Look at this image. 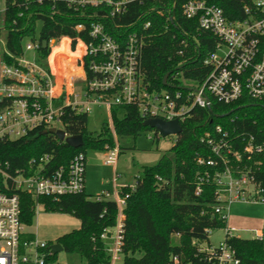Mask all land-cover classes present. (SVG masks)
I'll return each mask as SVG.
<instances>
[{"label":"built area","instance_id":"2783aa9c","mask_svg":"<svg viewBox=\"0 0 264 264\" xmlns=\"http://www.w3.org/2000/svg\"><path fill=\"white\" fill-rule=\"evenodd\" d=\"M44 1L60 3L78 13L102 9L104 13L95 12L94 17L104 20L121 17L130 4L143 5L146 0H25L24 6L28 10L33 3L43 5ZM7 3L0 0V140H20L38 129L56 128L66 133L62 122L65 108L88 113L92 104L102 102L109 111L115 106H135L145 121H178L181 126L192 118L196 109L211 110L212 101L230 106L247 98L264 104V0H184V18L197 21L201 32L210 33L216 39L215 46L203 61L208 72L202 82L188 80L179 73L161 90L152 89L141 71L143 33L135 30L125 42H120L110 36L104 23L92 24L89 44L76 38L75 48L81 46L82 54L73 68L84 82L82 102L74 92V84L59 85L48 59L40 60L42 42L38 35L27 38L30 43L26 45V52L35 53L32 62L26 60L24 49L21 56L8 51L4 26ZM168 19L175 26L174 19L171 16ZM150 27L151 23H146L144 31ZM83 30V25L76 27L78 33ZM64 39L72 47V40L62 37L51 39L47 48L52 53ZM184 45L188 47V40ZM86 57L89 59L87 68ZM87 72L92 74L91 79ZM154 131L157 138L161 136ZM68 137L66 133L65 138ZM201 142L211 150V156L198 157L197 164L223 168V171L216 172L212 179L208 172L200 178L197 195L205 183L214 182L215 212L226 221L227 211L234 203H264L262 190L243 170L244 157L249 161L253 156L264 154V146L253 136L239 134L231 138L221 126L206 132ZM118 156L115 149L107 164H115ZM50 160L49 156L33 159L25 169L14 173L10 172L9 164L4 168L0 166V264H58L59 253L54 254L52 250L55 244L41 242L37 235L27 231L28 226L22 219L21 197L59 199L83 193L87 160L84 154H79L67 168L49 172ZM157 180L160 182L161 178ZM251 187H254L253 193H249ZM118 189L114 181L113 193L95 197L96 201H114L118 210L115 226L105 229L100 238L109 264H124L127 197L121 196ZM39 206L36 201L35 212ZM225 234V242L219 247L207 250L199 246V252L208 254V262L212 264H241L238 251L227 242L235 234L228 227ZM173 261L177 263L178 259Z\"/></svg>","mask_w":264,"mask_h":264},{"label":"trees","instance_id":"16d2710c","mask_svg":"<svg viewBox=\"0 0 264 264\" xmlns=\"http://www.w3.org/2000/svg\"><path fill=\"white\" fill-rule=\"evenodd\" d=\"M7 2L4 21L6 47L15 56H21L24 41L36 35L41 42L68 38L72 40V49L76 47L77 37L89 44L92 24L102 22L110 36L120 42H125L135 30L143 33L145 42L141 71L152 89H165L163 81L168 74L167 81L180 73L195 82H202L207 75L203 61L213 51L216 39L210 33L201 32L197 21L184 18V0H146L143 5L133 3L121 17L104 20L94 17L95 12L103 14L102 9H87L78 13L60 3L44 1L43 5L33 3L27 10L25 0ZM20 14H23L22 18ZM169 16L174 19L175 26L170 24ZM148 22L151 27L144 31L143 27ZM78 25H83L85 30L76 32ZM185 40H188V47L184 45ZM66 47L67 40L64 39L63 48ZM50 54L49 48L43 49L41 46L39 49L41 61H46ZM85 63L87 68V57ZM87 75L89 79L93 77L89 72ZM110 118L113 131L109 123H105L102 133L95 138L87 128V113L67 107L62 116L64 129L69 136H82L83 147L71 148L55 135L43 134L45 130L38 129L20 140H0V166L4 168L9 164L10 172L14 173L25 169L33 159L49 156L48 170L55 172L67 168L79 154H84L86 158L89 146L115 150L117 144L114 135L116 138H136L152 130L144 127L145 119L135 106L112 107ZM216 126H221L231 138L239 134L253 136L258 144L264 146V104L246 98L230 106L212 101L211 110L196 109L192 118L182 123V134L169 154L164 155L155 166L146 167L137 178L134 189H119L120 195L127 197L124 209V264H212L208 262V254L199 252L200 243L208 241L213 230L226 229L227 221L215 212L214 182L205 183L199 195L197 188L200 178L207 172L212 179L223 168L199 166L197 158L203 156L207 159L211 156V150L201 139ZM244 165V172L262 190L264 197V154L253 156L249 161L245 156ZM158 177L161 178L160 182ZM21 200L22 219L28 227L34 223L36 201L49 212L78 218L80 229L60 238L57 243L64 252L81 262L109 264L100 238L105 229L115 226L118 210L114 201H96L85 191L59 199L34 200L24 195ZM174 236L179 238V245H173ZM227 242L238 251L241 264H264L262 240L233 237ZM174 258L178 259L177 263L173 261Z\"/></svg>","mask_w":264,"mask_h":264},{"label":"rangeland","instance_id":"374dc122","mask_svg":"<svg viewBox=\"0 0 264 264\" xmlns=\"http://www.w3.org/2000/svg\"><path fill=\"white\" fill-rule=\"evenodd\" d=\"M30 40L26 39L23 43L25 58L32 62L35 56L34 52H26V45ZM81 46L72 49L71 45L63 48V41L59 42L51 55L59 54L58 59H65L67 66L64 65L60 71V78L64 83L69 81L74 84L75 93L79 95L80 102L84 101L83 79L78 77L73 68L74 62L82 54ZM66 52H68L66 54ZM68 55V57H67ZM88 115V131L93 137L97 138L102 133L105 123H109L113 131L110 118V111L106 104L95 103L90 106ZM57 128H61L56 125ZM114 134V133H113ZM115 138L116 151L120 149V155L115 164H107L110 153L114 150H101L92 147L86 149L85 164V193L88 196L97 197L113 193L114 181L119 188L130 187L136 184L137 178L142 174L146 167H153L159 163L160 159L169 154L174 146L177 137L169 136L157 138L154 130H148L138 137ZM254 192L251 187L249 193ZM80 220L73 215L59 212H49L44 206L37 208L34 223L27 227V231L37 235L39 241L56 244L57 241L65 235L78 231L80 229ZM227 227L233 231L234 237L239 239L251 240L255 237V232H260V239L264 245V203L237 202L231 205L227 211ZM225 229L213 230L210 233L209 240L201 242L200 246L204 249H215L225 242ZM173 245H179V238H172ZM58 264H87L81 262L78 258L68 255L66 252L58 254Z\"/></svg>","mask_w":264,"mask_h":264},{"label":"water","instance_id":"95a60500","mask_svg":"<svg viewBox=\"0 0 264 264\" xmlns=\"http://www.w3.org/2000/svg\"><path fill=\"white\" fill-rule=\"evenodd\" d=\"M42 48H47V42H42ZM169 78V74L165 76L163 84L167 86V80ZM144 127L150 128L152 130H156L163 138H167L169 136H180L182 134V126L178 121L173 122H165L162 120H147L144 122ZM53 134L57 137V139L70 146L71 148L79 149L83 147L84 141L82 136H70L65 138L66 133L62 130L49 129L45 130L43 134ZM52 250L54 254H58L63 251V247L60 244H55L52 246Z\"/></svg>","mask_w":264,"mask_h":264},{"label":"crops","instance_id":"0c3cea01","mask_svg":"<svg viewBox=\"0 0 264 264\" xmlns=\"http://www.w3.org/2000/svg\"><path fill=\"white\" fill-rule=\"evenodd\" d=\"M59 57H60L59 54H54V55H51L47 61L51 69L53 70V73L55 74L58 84L59 85L68 84L70 81L68 83H64L62 79L60 78V74H59L61 73L60 71H62V69L64 68V65L66 66L67 62L65 61V59L59 60L58 59ZM113 192H114V189H113ZM254 234H255L254 239H257V237L260 235V232L256 231Z\"/></svg>","mask_w":264,"mask_h":264}]
</instances>
